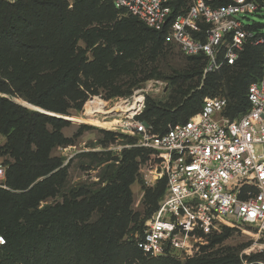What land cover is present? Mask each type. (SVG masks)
I'll list each match as a JSON object with an SVG mask.
<instances>
[{
    "label": "trees",
    "instance_id": "16d2710c",
    "mask_svg": "<svg viewBox=\"0 0 264 264\" xmlns=\"http://www.w3.org/2000/svg\"><path fill=\"white\" fill-rule=\"evenodd\" d=\"M98 1L73 0V9L68 11L66 0H17L14 3L0 0V93L14 96L18 85L33 81L35 94L29 102L47 111L66 114L69 104L63 101L56 107L53 99L75 85L79 73L86 67L85 51L76 50L75 45L82 40L88 49L97 41L93 32L86 30V21L87 13L97 7ZM105 4L109 11L138 25L145 35L140 42L128 36L134 50L140 51L142 56L136 64L129 59L122 60L123 67L135 69L147 64L149 55L161 54L163 45L174 47L164 42L165 30L149 29L135 17L116 9L111 2L105 0ZM248 28L259 32L261 26L252 24ZM103 40L105 47L92 50L94 64L91 65H109L118 60L111 57L109 43L119 46L120 41ZM262 49L246 44L235 64L223 65L219 71L205 75L200 90L202 96L216 98L213 97L216 92L225 90L227 105L222 115L229 120L240 118L250 109L247 92L249 85L260 77ZM186 58L196 61V67L203 74L206 66L203 56ZM65 97L70 100L69 96ZM200 100L192 97L187 100L193 103L191 116L202 109L201 106L198 111ZM155 109L159 108L146 98L142 115ZM142 115L139 119L149 124L153 133L167 131L166 128L156 130L154 123L144 120ZM189 115L187 111L179 112L172 126L186 122ZM67 125L65 120L29 111L0 98V134L7 137L0 155L13 157V163L5 172V184L10 191L0 189V236L5 241L0 246V264H179L170 256L144 255L133 235L123 241L133 222L130 186L136 178L138 160L145 161L150 152L131 148L122 150L119 156L112 153L93 156L97 166L104 164L98 183L61 194L66 185L65 167L60 159L48 153L51 137L58 138L55 133ZM48 128L55 133H49ZM105 135L119 138L121 143L135 140L109 132ZM165 182L149 195L148 218L157 209ZM56 196L62 198L61 202L50 203ZM143 227L135 224L132 229H138L137 233L141 234ZM188 264L220 263L200 259Z\"/></svg>",
    "mask_w": 264,
    "mask_h": 264
},
{
    "label": "built area",
    "instance_id": "2783aa9c",
    "mask_svg": "<svg viewBox=\"0 0 264 264\" xmlns=\"http://www.w3.org/2000/svg\"><path fill=\"white\" fill-rule=\"evenodd\" d=\"M107 1L149 29L165 30L164 42L185 57L203 56V75L235 64L246 44L263 47L260 77L248 87L250 109L235 120L222 115L225 99L206 98L186 122L153 133L139 119L150 85L128 98L93 96L84 103L82 118L102 120L113 133L134 138L133 147L150 152L158 162L154 179L166 181L157 209L142 233L132 236L137 248L160 258L185 251L192 239L244 228L254 230L264 244V33L251 31L241 20L259 12L264 0ZM4 181L0 164L1 189H6ZM149 182L154 180L145 184ZM4 244L0 236V246Z\"/></svg>",
    "mask_w": 264,
    "mask_h": 264
},
{
    "label": "rangeland",
    "instance_id": "374dc122",
    "mask_svg": "<svg viewBox=\"0 0 264 264\" xmlns=\"http://www.w3.org/2000/svg\"><path fill=\"white\" fill-rule=\"evenodd\" d=\"M2 1L14 3L17 0ZM66 2L68 4L67 10H72L73 0H66ZM98 2L97 7L87 13L88 20L86 21L88 22L86 30L92 31L95 36L93 38H97V41L88 49L82 40H79L75 45L76 50L85 51L86 67L79 73L75 85L66 90L63 95L53 99L56 107L63 101L69 104L66 114L47 111L30 103L29 101L34 98L35 94L33 93V86L35 85L33 81L18 85L17 90L14 89L16 92L14 96L0 93V98H4L29 111L37 109L35 112L56 117L68 123L58 133L49 128L47 130L49 133H55L58 137H51L48 155L60 159L62 167H65L66 185L61 194H67L71 190L76 191L83 185L98 183L104 164L97 166L93 156L103 153H112L114 156H119L122 150L134 148L133 145L136 143V140L131 143L126 141L121 143L119 138L113 139L106 136L105 133H113V131L102 120L82 118L81 110L89 97L99 96L105 100L116 101L128 98L136 90L150 85L146 98L159 109L144 112L142 118L153 122L156 130L171 127L175 122V115L181 111H187L191 116L194 112L192 110L193 103L189 104V101H187L189 97L199 98V100L202 98L199 102L198 111L204 99L211 97L209 95L202 96L200 90L205 75L201 74L200 69L196 67V61L186 58L176 47L163 45L161 54L149 55L150 59H148L147 64L140 65L135 69L123 67L122 60H131L132 63L136 64L139 57L142 56L140 51L134 50V44H130L129 38L132 37L135 42H140L145 38V35L139 31L138 25L128 23L130 22L128 18L117 12L109 11L105 7V0H99ZM241 20L246 25H260V32L264 33V7L254 15L241 17ZM26 27V25H23V28ZM104 38L108 39V42L120 41L119 46L109 43L112 45L111 51L113 53L111 57L118 60L109 65H91L94 64L92 50L96 47H105ZM119 47H124L126 50L120 49L119 51ZM46 68H44V72L47 71ZM69 91L71 92L67 94ZM65 96H69L70 100ZM213 97L226 100V91H218ZM65 118H68L69 121ZM183 120L184 118L179 121ZM6 143L7 137L0 134V148L5 147ZM125 146L130 147L126 148ZM10 163H13V157H10L9 154L0 155V164L3 165L5 172ZM158 173V162L152 154H149L148 159L145 161L138 160L136 178L130 186L133 222L127 235L123 237V241L137 234L138 229H132L135 224L143 226L148 220L149 195L164 181V179H154ZM146 180H154V183L149 182L146 185ZM5 187L6 189H0L10 191L6 184ZM61 200L60 196H56L50 199L49 202H61ZM170 257L179 264H188L200 259L220 264L258 263L264 262V244L258 240L255 231L252 229L244 228L241 231L235 229L222 230L207 237H202V240L197 239V242L192 239L188 249L173 251Z\"/></svg>",
    "mask_w": 264,
    "mask_h": 264
},
{
    "label": "water",
    "instance_id": "95a60500",
    "mask_svg": "<svg viewBox=\"0 0 264 264\" xmlns=\"http://www.w3.org/2000/svg\"><path fill=\"white\" fill-rule=\"evenodd\" d=\"M35 111H37V109H36ZM39 113H40V112H39Z\"/></svg>",
    "mask_w": 264,
    "mask_h": 264
}]
</instances>
